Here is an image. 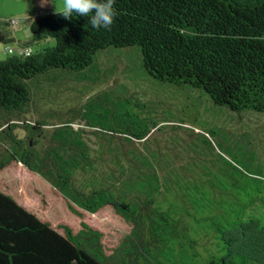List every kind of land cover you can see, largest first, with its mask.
Listing matches in <instances>:
<instances>
[{"label": "trees", "instance_id": "obj_1", "mask_svg": "<svg viewBox=\"0 0 264 264\" xmlns=\"http://www.w3.org/2000/svg\"><path fill=\"white\" fill-rule=\"evenodd\" d=\"M114 7L110 29H93L88 17L75 14L37 15L20 46L30 53L0 60V173L21 163L72 214L108 211L127 225L126 234L109 247L101 228L57 229L0 190V264H264V231L258 258L234 254L228 238L255 222L264 230L258 219L244 221L264 201V176L223 155V168L155 176L145 158L124 152L151 133L132 112V96L101 90L80 108L56 104L33 124L25 121L56 80H85L100 52L129 48L158 83L204 91L232 112L264 115V0H115ZM50 39L54 46L39 52L29 46ZM53 122L59 146L39 155L38 139ZM73 122H84L100 149L88 146ZM17 128L28 133L25 140L16 139ZM215 245L227 247L220 253Z\"/></svg>", "mask_w": 264, "mask_h": 264}, {"label": "rangeland", "instance_id": "obj_2", "mask_svg": "<svg viewBox=\"0 0 264 264\" xmlns=\"http://www.w3.org/2000/svg\"><path fill=\"white\" fill-rule=\"evenodd\" d=\"M61 5L62 0H0V60L12 56L8 53L9 48L19 49L28 42L29 20L47 12H61ZM29 46L36 53L54 46V40ZM94 64V71L93 66L85 70V80H70L69 76L56 80L57 85L49 96L36 97L34 109L25 121L33 124L56 104L80 108L91 95L107 90L117 96H132V112L144 120V126L149 127L151 133L145 141L123 146L124 152L131 156V151L145 158L155 176H167L173 170L184 167L190 171L223 168L222 155L234 158L239 166L264 176V115L251 111L232 112L226 107L215 106L204 91L152 80L144 72L141 58L133 48L100 52ZM57 123L43 128L45 139H38L41 142L38 145L39 155H42L41 149L59 146L58 137L54 135ZM71 126L74 130H82L83 140L88 146L100 149L99 139L84 122H73ZM152 126H155L153 130ZM14 135L23 141L28 133L17 128ZM203 140L207 142L203 143ZM120 154L123 156V152ZM131 159L134 160V157ZM0 190L57 229L66 226L75 233L82 224L101 228L108 238L109 247L117 244L126 234L127 225L108 211L95 216L72 214L61 196L21 163H13L0 173ZM216 201L220 200L216 198ZM224 207L229 208L227 204ZM222 213L223 210L218 216ZM248 217L263 224L264 201L247 211L245 222ZM263 231L261 224L255 222L230 233L228 238L232 241L233 253L258 258ZM224 247L227 245H215L214 249L223 253Z\"/></svg>", "mask_w": 264, "mask_h": 264}, {"label": "clouds", "instance_id": "obj_3", "mask_svg": "<svg viewBox=\"0 0 264 264\" xmlns=\"http://www.w3.org/2000/svg\"><path fill=\"white\" fill-rule=\"evenodd\" d=\"M115 0H62L61 12L65 19L73 15L88 17V23L93 29H110L117 11Z\"/></svg>", "mask_w": 264, "mask_h": 264}, {"label": "built area", "instance_id": "obj_4", "mask_svg": "<svg viewBox=\"0 0 264 264\" xmlns=\"http://www.w3.org/2000/svg\"><path fill=\"white\" fill-rule=\"evenodd\" d=\"M8 52L11 53V52H19V53H24V54H29L30 51L27 50L25 47H20L19 49H16V50H11V49H8Z\"/></svg>", "mask_w": 264, "mask_h": 264}]
</instances>
